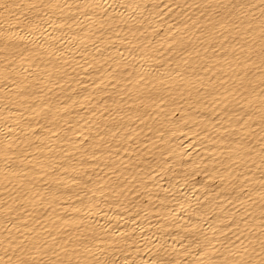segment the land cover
Segmentation results:
<instances>
[{"label": "bare ground", "instance_id": "6f19581e", "mask_svg": "<svg viewBox=\"0 0 264 264\" xmlns=\"http://www.w3.org/2000/svg\"><path fill=\"white\" fill-rule=\"evenodd\" d=\"M0 3V264H264V0Z\"/></svg>", "mask_w": 264, "mask_h": 264}, {"label": "snow or ice", "instance_id": "6c2138e0", "mask_svg": "<svg viewBox=\"0 0 264 264\" xmlns=\"http://www.w3.org/2000/svg\"><path fill=\"white\" fill-rule=\"evenodd\" d=\"M8 8V5L5 4V3H0V9H7ZM262 248H264V245H262ZM22 264H26V262H22Z\"/></svg>", "mask_w": 264, "mask_h": 264}]
</instances>
